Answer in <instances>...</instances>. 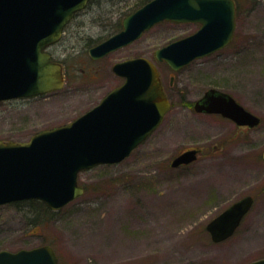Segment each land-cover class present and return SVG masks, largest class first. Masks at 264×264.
I'll list each match as a JSON object with an SVG mask.
<instances>
[{
    "label": "rangeland",
    "instance_id": "1",
    "mask_svg": "<svg viewBox=\"0 0 264 264\" xmlns=\"http://www.w3.org/2000/svg\"><path fill=\"white\" fill-rule=\"evenodd\" d=\"M138 1L93 0L75 15L48 48L63 65L64 86L0 100V140L25 142L72 122L123 83L113 64L132 57L156 64L170 109L127 158L82 170L84 193L60 210L50 213L41 200L37 208L0 205V251L49 244L59 264H250L264 257V0H237L233 41L178 70L155 51L196 32L197 22L165 20L93 59L90 48L114 34ZM212 87L233 94L261 123L239 126L195 111L194 102ZM193 147L202 148L196 161L171 165ZM247 195L254 205L236 232L214 242L208 222Z\"/></svg>",
    "mask_w": 264,
    "mask_h": 264
},
{
    "label": "water",
    "instance_id": "2",
    "mask_svg": "<svg viewBox=\"0 0 264 264\" xmlns=\"http://www.w3.org/2000/svg\"><path fill=\"white\" fill-rule=\"evenodd\" d=\"M89 0H0V100L32 97L64 85L63 65L47 47L58 41L64 27ZM234 0H150L123 19V28L90 48L93 59L129 45L165 20L193 21L200 28L156 50L159 61L178 70L196 58L228 45L236 27ZM124 82L74 121L42 130L25 142L0 140V205L39 199L54 210L84 193L79 173L98 164L127 158L161 124L171 107L159 70L147 57L113 64ZM201 113L221 114L238 125L255 127L261 117L231 93L212 87L194 102ZM190 148L173 158L178 167L198 159ZM264 158V152H263ZM247 195L206 225L214 242L231 237L252 209ZM0 264H59L49 245L0 251ZM250 264H264V257Z\"/></svg>",
    "mask_w": 264,
    "mask_h": 264
},
{
    "label": "trees",
    "instance_id": "3",
    "mask_svg": "<svg viewBox=\"0 0 264 264\" xmlns=\"http://www.w3.org/2000/svg\"><path fill=\"white\" fill-rule=\"evenodd\" d=\"M93 0H90L89 2H92ZM148 1H150V0H140V1H138L137 2V4H136V6H135V8L133 9V11L135 10V9H137L138 7H140V6H142L143 4H145L146 2H148ZM132 11L130 10V11H128L127 13H125V15H127V14H129V13H131ZM122 28V21H121V23L119 22V23H117V24H115L114 26H113V33H116L117 31H119L120 29ZM100 42V41H99ZM17 203H20V204H22V203H28V204H30L31 206H33V207H35V208H37V206H38V203L39 202H41V201H39V200H37V199H26V200H20V201H16ZM42 203V202H41ZM47 207V206H46ZM48 208V210H49V212L50 213H54L55 212V210H52V209H50L49 207H47Z\"/></svg>",
    "mask_w": 264,
    "mask_h": 264
},
{
    "label": "flooded vegetation",
    "instance_id": "4",
    "mask_svg": "<svg viewBox=\"0 0 264 264\" xmlns=\"http://www.w3.org/2000/svg\"><path fill=\"white\" fill-rule=\"evenodd\" d=\"M235 3H236V22H237V17H238V13H239V5H238V2L237 0H235ZM234 37H235V33H234ZM200 149V152L202 150V148L198 147Z\"/></svg>",
    "mask_w": 264,
    "mask_h": 264
}]
</instances>
